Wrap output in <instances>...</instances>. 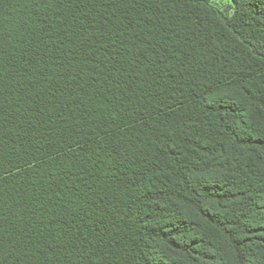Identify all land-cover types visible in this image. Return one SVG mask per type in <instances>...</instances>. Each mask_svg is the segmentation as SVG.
<instances>
[{"label": "trees", "instance_id": "1", "mask_svg": "<svg viewBox=\"0 0 264 264\" xmlns=\"http://www.w3.org/2000/svg\"><path fill=\"white\" fill-rule=\"evenodd\" d=\"M0 264H264V0H0Z\"/></svg>", "mask_w": 264, "mask_h": 264}, {"label": "rangeland", "instance_id": "2", "mask_svg": "<svg viewBox=\"0 0 264 264\" xmlns=\"http://www.w3.org/2000/svg\"><path fill=\"white\" fill-rule=\"evenodd\" d=\"M212 2L224 11L229 10L231 6V0H212Z\"/></svg>", "mask_w": 264, "mask_h": 264}]
</instances>
